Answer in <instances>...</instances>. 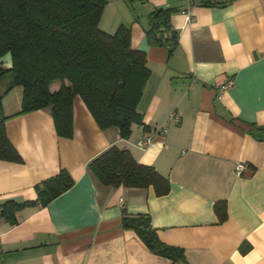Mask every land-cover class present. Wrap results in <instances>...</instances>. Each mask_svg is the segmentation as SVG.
<instances>
[{
	"label": "crops",
	"instance_id": "crops-1",
	"mask_svg": "<svg viewBox=\"0 0 264 264\" xmlns=\"http://www.w3.org/2000/svg\"><path fill=\"white\" fill-rule=\"evenodd\" d=\"M215 1L226 6L107 0L100 29L130 27L151 71L137 107L143 125H132L129 139L115 127L102 130L80 96L67 139L51 108L22 114L21 103L7 101L12 91L5 95L6 132L23 161L0 160V207L36 200V186L61 169L75 184L47 207L18 211L15 225L1 215L0 264H174L123 228L125 212L150 215L160 240L184 249L188 264H264V141L250 134L264 131V0ZM158 9L171 11L178 35L171 55L146 36ZM147 136L152 145L139 147ZM112 147L154 167L170 192L102 185L89 165ZM239 163L247 165L241 177ZM219 201L228 210L222 223Z\"/></svg>",
	"mask_w": 264,
	"mask_h": 264
},
{
	"label": "trees",
	"instance_id": "trees-1",
	"mask_svg": "<svg viewBox=\"0 0 264 264\" xmlns=\"http://www.w3.org/2000/svg\"><path fill=\"white\" fill-rule=\"evenodd\" d=\"M107 0H0V58L12 53L14 68L0 66V80L13 78L0 96V160L22 163V157L8 138L3 99L22 87L21 113L51 108L58 136H74L73 105L80 96L102 130L117 128L129 139L132 125H143L137 110L151 77L146 53L132 47L131 28L122 25L114 34L102 31L100 20ZM198 6L226 4L202 0ZM171 11L158 9L151 19L154 28L146 36L152 45L167 46L174 52L178 35L171 28ZM90 170L106 187L148 189L158 196L170 192L169 180L147 165L139 164L128 150L112 147L95 158ZM75 184L66 169L36 186L34 201H7L1 215L12 225L16 213L25 207H47ZM214 210L219 221L228 218L227 203ZM123 228L134 232L155 255L174 264H188L184 249L162 242L148 214H123Z\"/></svg>",
	"mask_w": 264,
	"mask_h": 264
},
{
	"label": "built area",
	"instance_id": "built-area-1",
	"mask_svg": "<svg viewBox=\"0 0 264 264\" xmlns=\"http://www.w3.org/2000/svg\"><path fill=\"white\" fill-rule=\"evenodd\" d=\"M202 0H189V5L191 6H198ZM183 14H185L188 22H193L194 18L190 12L187 10L183 11ZM234 84L233 80H229L228 83L223 87V89L230 88ZM176 122H178V118L174 116ZM166 129H162L161 132H166ZM153 143V137L147 136L146 138L138 141V146L141 148H147ZM247 165L244 163H239L235 167V173L237 176L241 177L243 176V173L246 171ZM123 202V200H121ZM0 218H1V207H0ZM0 237H1V229H0Z\"/></svg>",
	"mask_w": 264,
	"mask_h": 264
},
{
	"label": "rangeland",
	"instance_id": "rangeland-1",
	"mask_svg": "<svg viewBox=\"0 0 264 264\" xmlns=\"http://www.w3.org/2000/svg\"><path fill=\"white\" fill-rule=\"evenodd\" d=\"M12 82H13V78L11 76L4 77L2 80H0V96H4V93L12 85ZM11 91H10L11 94L8 97L7 101L12 100L11 102L12 106H16L17 103H22V87L17 86Z\"/></svg>",
	"mask_w": 264,
	"mask_h": 264
},
{
	"label": "water",
	"instance_id": "water-1",
	"mask_svg": "<svg viewBox=\"0 0 264 264\" xmlns=\"http://www.w3.org/2000/svg\"><path fill=\"white\" fill-rule=\"evenodd\" d=\"M0 66L5 70H13L14 68V61L12 53H7L3 57L0 58ZM250 134L254 136L258 140L264 141V131L262 130H255L251 131Z\"/></svg>",
	"mask_w": 264,
	"mask_h": 264
}]
</instances>
